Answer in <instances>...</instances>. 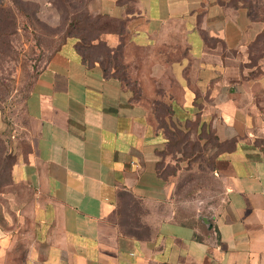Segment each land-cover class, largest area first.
Listing matches in <instances>:
<instances>
[{"label":"crops","instance_id":"1","mask_svg":"<svg viewBox=\"0 0 264 264\" xmlns=\"http://www.w3.org/2000/svg\"><path fill=\"white\" fill-rule=\"evenodd\" d=\"M88 10L121 23L102 41L125 51L131 83L83 63L73 40L38 72L24 101L28 141L11 148L0 187V264H264V23L238 0H93ZM135 94L153 107L161 98L174 127L212 135L222 199L211 215H153L169 201L167 138Z\"/></svg>","mask_w":264,"mask_h":264},{"label":"rangeland","instance_id":"2","mask_svg":"<svg viewBox=\"0 0 264 264\" xmlns=\"http://www.w3.org/2000/svg\"><path fill=\"white\" fill-rule=\"evenodd\" d=\"M17 2L0 0V5L5 10L0 14V117L5 124V135L8 132L13 135V138H5L10 142V148L14 144L24 148L27 144L30 125L24 114V101L33 77L57 46L56 35L61 29L59 15L48 0ZM6 10L15 17V22L10 25L5 21ZM144 84L149 92H157L158 85L150 81ZM161 84L166 86L168 83L164 81ZM134 96L147 103L150 108L156 107L159 116L164 113V108L157 103L161 98L154 99L153 107V97L140 94ZM173 127L171 124L169 131L176 136L173 138L171 135V146L163 151L160 162V172L168 188L169 201L167 206L151 210L155 216L164 217L171 212V217L178 221L194 224L197 219L211 215L221 204L220 186L210 173L214 140L212 135L204 131L198 132L191 126L180 130ZM9 163L8 161L6 167H2L0 159V186L9 182ZM128 201L127 205H132ZM135 209L134 212H141L143 215L151 213V210ZM129 222L127 228L134 229L133 221Z\"/></svg>","mask_w":264,"mask_h":264},{"label":"trees","instance_id":"3","mask_svg":"<svg viewBox=\"0 0 264 264\" xmlns=\"http://www.w3.org/2000/svg\"><path fill=\"white\" fill-rule=\"evenodd\" d=\"M10 1L12 3H18L17 0ZM92 1L93 0H48V3L56 9L59 15L61 29L56 35L57 41L55 44L57 46L46 58L44 64L50 56L61 47V45L68 40H73L75 42V48L83 63L88 65H97L105 77H112L124 85H129L131 83L129 80V65L123 62L125 51L121 50V48L111 50L107 48L105 43L102 41V35L104 33L108 31L119 32L121 29V23L110 20L103 15H92L88 10V6ZM238 3L247 9L248 14L252 19L259 20L264 23V0H238ZM4 12L5 10L0 5V14H3ZM10 13L11 12L9 10H6L7 17L5 21L8 25H10L11 22H15V17H13V14ZM37 74L38 73H36V75ZM36 75L33 77L31 87ZM134 89L135 88L133 86V90ZM157 103L164 108V113L160 112L162 115L159 116V110L154 105L155 108L153 109L152 114L154 115V119L160 128L161 133L166 136L167 147H169L171 146L172 141L171 135L173 138L176 136V134H171L170 132L171 124H173L171 122L173 114L169 107L165 105V102L160 100L157 101ZM173 128L175 130H180L177 127ZM0 159L2 167H6L8 161L10 162L7 170V177L9 180V171L13 163V157L11 148L8 147V141L2 137H0ZM2 170L4 169L2 168Z\"/></svg>","mask_w":264,"mask_h":264}]
</instances>
